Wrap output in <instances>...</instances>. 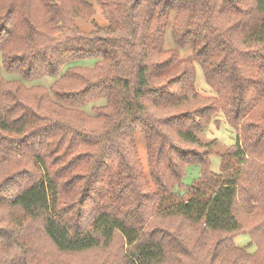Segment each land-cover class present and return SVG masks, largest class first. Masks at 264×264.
<instances>
[{
    "label": "trees",
    "instance_id": "1",
    "mask_svg": "<svg viewBox=\"0 0 264 264\" xmlns=\"http://www.w3.org/2000/svg\"><path fill=\"white\" fill-rule=\"evenodd\" d=\"M92 1L108 22L83 31L74 20L92 18ZM170 15L214 94L165 54ZM84 57L97 59L61 70ZM2 68L55 78L26 85ZM218 113L235 140L215 173L212 141L196 131ZM0 156L26 162L0 187V248L17 247L24 263L119 238L117 264H264V0H0ZM194 162L203 182L184 197L174 187ZM240 233L253 251L234 242Z\"/></svg>",
    "mask_w": 264,
    "mask_h": 264
},
{
    "label": "rangeland",
    "instance_id": "2",
    "mask_svg": "<svg viewBox=\"0 0 264 264\" xmlns=\"http://www.w3.org/2000/svg\"><path fill=\"white\" fill-rule=\"evenodd\" d=\"M92 9L93 14L91 19L82 16L75 18L74 22L79 29L89 31L94 28L95 25L105 26L107 24L108 20L102 13L98 2L92 1ZM176 23L177 19L174 18V15H170L168 25L165 29L164 39L161 43L165 54L172 59L176 58L178 67L193 66L195 88L203 95L214 94L213 88L205 81L198 61L191 57L190 47L179 45L172 37L170 29ZM96 59L97 57L74 58L65 62L62 65L61 70H64L70 65L91 66ZM1 73L6 79H22L15 71H8L2 68ZM54 78L55 76L50 74H41L22 80L26 85L43 84L48 86ZM102 102H104V98L98 97L80 104L79 107L90 112L94 104H100ZM196 134L202 141H212V152L208 156L209 168L215 173L220 172L222 164L226 160L223 158L222 153L234 142L235 129L223 118L221 113H218L204 129L197 130ZM133 142L142 172L145 177H149L146 143L139 130L134 132ZM24 163H26L25 159H19L17 156H14L13 159H5L3 156H0V187H6L8 183H12L9 180H6V175L21 168ZM200 177V165L198 163L194 162L186 164L181 178L182 184L175 186L174 192L186 197L187 195L185 192L188 185L193 183L202 184L203 181H201ZM152 188L156 189L153 185ZM4 208L5 207H2L0 204V213H3ZM36 228L37 224H34L33 229ZM33 239V241L39 242L35 245V248L39 253L42 254L49 252V249L44 242L35 240V238ZM233 240L236 244L247 246L248 251H253L255 249V244L251 242V237L247 233L237 234L234 236ZM120 245V239L116 238L115 242L107 249L101 248L79 253L59 254L52 257L51 264H117V260H119V255L121 254ZM17 249L18 248L13 245H6L5 247L3 245L0 248V264H45L44 259L36 254H29L30 257L36 256L33 263L31 261H26L24 263L19 257L15 256V251Z\"/></svg>",
    "mask_w": 264,
    "mask_h": 264
}]
</instances>
